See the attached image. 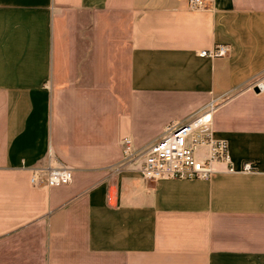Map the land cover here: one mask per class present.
Segmentation results:
<instances>
[{"label": "crops", "instance_id": "crops-1", "mask_svg": "<svg viewBox=\"0 0 264 264\" xmlns=\"http://www.w3.org/2000/svg\"><path fill=\"white\" fill-rule=\"evenodd\" d=\"M205 3L0 0V264H264V0ZM212 99L234 172L115 170Z\"/></svg>", "mask_w": 264, "mask_h": 264}, {"label": "built area", "instance_id": "built-area-1", "mask_svg": "<svg viewBox=\"0 0 264 264\" xmlns=\"http://www.w3.org/2000/svg\"><path fill=\"white\" fill-rule=\"evenodd\" d=\"M205 0H188L190 8H204ZM228 50L224 44L213 50H202L201 56H222ZM218 100L212 99L185 120L171 122L161 135L147 144L136 146L131 139L121 140L122 157L115 170L132 168L143 180L151 182L161 179H208L223 164L227 172H234L229 160L228 145L224 139L214 137L213 114ZM242 171H251L244 163ZM73 178L72 169L63 162L33 170L30 181L36 186L67 185Z\"/></svg>", "mask_w": 264, "mask_h": 264}]
</instances>
